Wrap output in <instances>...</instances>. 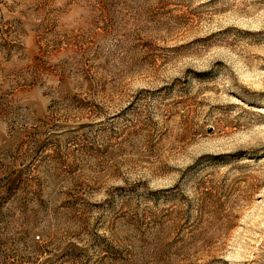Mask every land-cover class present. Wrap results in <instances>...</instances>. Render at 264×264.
Masks as SVG:
<instances>
[{
    "label": "rangeland",
    "instance_id": "obj_1",
    "mask_svg": "<svg viewBox=\"0 0 264 264\" xmlns=\"http://www.w3.org/2000/svg\"><path fill=\"white\" fill-rule=\"evenodd\" d=\"M0 264H264V0H0Z\"/></svg>",
    "mask_w": 264,
    "mask_h": 264
}]
</instances>
